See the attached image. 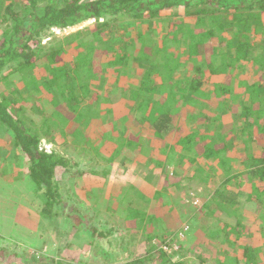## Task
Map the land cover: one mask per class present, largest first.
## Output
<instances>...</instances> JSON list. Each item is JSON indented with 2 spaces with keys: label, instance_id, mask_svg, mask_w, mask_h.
<instances>
[{
  "label": "trees",
  "instance_id": "obj_1",
  "mask_svg": "<svg viewBox=\"0 0 264 264\" xmlns=\"http://www.w3.org/2000/svg\"><path fill=\"white\" fill-rule=\"evenodd\" d=\"M263 17L264 0H0V26L5 25L0 36V81L6 80L7 85L0 86V154H5L0 156V194L4 182L18 175L35 185L47 211L62 208L66 198L59 176L72 167L63 145L77 149L87 129L99 131V143H115L112 129L119 132L123 147H139L138 121L130 113L131 91L136 90L139 98L146 97L142 119L148 120L166 163L188 159V164L221 166L222 180L208 199L207 210L231 209L234 215L231 207L243 202L264 211V82L251 81L242 87L235 84L234 76L223 83L212 79L224 70L247 68L248 61L264 73V48L254 62L248 36H257ZM87 22L91 24L85 33L70 34L64 43L49 49L38 41L45 29L62 31ZM162 45L172 53L171 59ZM180 50H184L181 58ZM134 72L135 87L122 88V78ZM21 83L22 90L18 89ZM117 93L119 105L130 111L123 118L110 117ZM150 95L157 96L154 101L159 103L152 113ZM174 105L180 107L178 114ZM222 116L232 118L234 124H220ZM189 118L196 125L194 130L186 123ZM203 126L208 130L201 134ZM226 128L232 131L225 132ZM209 130L214 133L208 134ZM48 142L52 147L46 146ZM231 150L234 156L226 157ZM246 171L254 177L248 178L252 184L237 180L236 189L230 188L237 175L244 176ZM163 198L161 193L156 195L155 201L162 204L152 206L158 223H146L147 254L128 264L145 258L171 264L163 247L151 243V225L170 228L178 213L176 205L173 209ZM133 207L126 205L121 222L127 229L139 230L148 215ZM242 213L237 211L240 218L233 224L220 218L219 242L227 248L219 243L222 261L217 259L216 264H264L258 262L264 252V217L257 215L246 225ZM70 218L77 225L82 222L81 215ZM107 234L110 230L91 232L98 240L108 241L112 251ZM232 248L236 252L227 251ZM199 261L206 264L200 257Z\"/></svg>",
  "mask_w": 264,
  "mask_h": 264
},
{
  "label": "rangeland",
  "instance_id": "obj_2",
  "mask_svg": "<svg viewBox=\"0 0 264 264\" xmlns=\"http://www.w3.org/2000/svg\"><path fill=\"white\" fill-rule=\"evenodd\" d=\"M90 24L91 22H88L58 33L53 28H48L39 35L38 41L46 50L61 42L64 43V38L70 34L78 31L85 33ZM4 27L5 25L0 26V36ZM244 27L246 26H241L242 29ZM254 29L255 27L251 26V30L254 31ZM248 36L252 44H260L264 47V42H261L263 38L259 39V36L255 37L252 34ZM164 47L166 45H162L161 49L164 50L165 56L171 59L172 53L165 51ZM183 54L184 50H180L179 58ZM187 66L191 69L190 61H187ZM248 67L246 74L241 69H236V72L224 70L212 77L214 79L224 77L227 81V77L234 75L240 86L244 87L247 79L254 78L252 66ZM259 75L261 77L256 81H264V73ZM137 77L134 72L127 79L122 78V88L128 87L127 85L135 87L133 80ZM225 80L220 82H226ZM5 82L6 80L0 81V86L7 87ZM18 86V89L22 90L23 84ZM44 94L49 97V93ZM118 95L119 93L113 96L116 106L110 117L123 118L130 111L119 105ZM150 96L153 99L152 113L159 103L154 101L157 96ZM131 98H133V109L130 113L138 121L136 123L139 130L137 140L139 147H123L119 132L112 129L111 136L117 137L115 143H109V140L99 143L97 141L99 131L87 129L84 131L85 137L82 142L77 143V149L73 145L67 144L65 147L62 144L67 156L71 159L72 166L67 173L59 176L66 198L62 208L47 211L48 209L44 208V197L36 190L35 185L25 178L17 175L4 182V191L7 192L2 191L0 194V264H128L147 254L143 244L147 239L146 223L158 219V216L153 214L152 206L162 204L155 201V196L160 193L164 197V203H171L173 209L176 205L178 213L170 222L173 225L170 228H160L155 223L151 225L154 230L151 234V243L171 250L169 253L166 252L170 255L168 259L171 264L176 261L202 264L199 257L206 264H216L217 259L222 261V247L227 248V245L219 242L221 239L219 234L223 230L220 218H224L228 224H233L236 218H240L238 217L240 214L237 215L239 209L243 210L244 217L241 220L246 225H250L257 215L264 217V211L261 212L259 207L243 202L231 207L235 212L234 215H231V209L229 211L207 210L205 205L222 180L221 166L215 163L203 165V162L197 165H189L183 161L166 163L164 157L159 154L160 145H157L155 137L149 131V125L146 124L148 120L142 119V99L146 97L142 95L139 98L137 91L132 90ZM168 102L170 104L169 99ZM172 109L178 114L180 107L174 105ZM231 121L228 116H222L219 123L224 125ZM186 123L194 130L196 125L191 118L187 119ZM80 128L84 130L83 127ZM210 132L212 133L209 130L208 134ZM46 146L52 147V144L48 142ZM56 148L64 151L59 146ZM233 150L225 156H232L235 153ZM3 155L5 156L0 154V156ZM157 160L160 161L159 165ZM232 167L237 173L238 169H235L237 167L235 165ZM243 174L246 175H237L239 177L232 181L230 188L236 189L237 180H245L247 185L252 184L248 178L254 177L248 173ZM244 199L245 196H242L240 201ZM126 205L139 208L148 215V218L145 216L142 229L137 230L134 227L127 229L124 222H121L123 219L121 212ZM71 215L74 217L81 215L82 222L77 225L71 220ZM245 217L249 220L245 221ZM177 224L179 225L176 226ZM174 227H176L175 230ZM94 229L102 232L110 230L111 234L107 235L112 242L110 247L112 251L108 250V241L98 240L96 235H91ZM186 229H189L188 233L181 240L180 237ZM172 237L178 240L167 241ZM252 243L254 244V241ZM173 245L176 249H173ZM227 251L236 252L233 248ZM195 257L198 259L195 260ZM258 258V262H264V252L259 254ZM150 260L152 259L145 258L138 264H155Z\"/></svg>",
  "mask_w": 264,
  "mask_h": 264
},
{
  "label": "crops",
  "instance_id": "obj_3",
  "mask_svg": "<svg viewBox=\"0 0 264 264\" xmlns=\"http://www.w3.org/2000/svg\"><path fill=\"white\" fill-rule=\"evenodd\" d=\"M255 27V26H254ZM257 29H258V33H257V36H259V39H262L261 40V42L263 43L264 42V35H263V33H264V22H263V24L261 25V26H259V27H256ZM261 35V36H260ZM251 41V40H250ZM251 43V42H250ZM251 46H252V50H253V53L255 54L254 55V62H255V59H257L258 58V54L261 52V50H262V48H264V47H261V45L260 44H252L251 43ZM259 51V52H258ZM257 57V58H256ZM253 59V58H252ZM251 63V64H250ZM234 64V66L235 65H239V64H237L236 62H234L233 63ZM247 64H249V65H253L254 66V63L253 62H250V61H248V63ZM253 66L251 67V71L253 72V75H254V78H251V79H247L248 81H245L246 82V84L245 85H247L249 82H251V81H256V80H259L258 78H260L261 76L259 75V73H261L260 72V70H259V72L256 70V69H253ZM247 68H249V67H247ZM239 69H241L244 73L246 72V67H240ZM246 74V73H245ZM214 75H216V74H213L212 76H214ZM234 76V75H233ZM224 80H225V78L224 77H222ZM212 79L214 80V81H222L223 79H220V78H217V79H219V80H217L216 78L214 79V77H212ZM238 79H236V81H237ZM256 82H258V81H256ZM261 82H264V81H261ZM235 84H237V85H240V83L237 81V82H235ZM220 111V110H219ZM229 119H231L232 120V118H229ZM234 122V120H232L230 123H233ZM234 124V123H233ZM191 126V125H190ZM205 126V125H204ZM203 126V128H202V131L200 132L201 134H203L205 131H207L206 130V128ZM232 126V125H231ZM203 130H204V132H203ZM229 130V128L227 129L226 128V131L225 132H227ZM232 130H229V132H231ZM209 132V131H208ZM213 132V131H212ZM235 132V131H234ZM214 133V132H213ZM216 133H219V132H216ZM222 142V145H224V143H223V140L221 141ZM216 144H220L221 145V143L220 142H217ZM217 147H219V145H217ZM234 156V154L231 156V157H233ZM185 162H187L188 163V159H185ZM231 164H232V166H236V164H235V162L234 161H231ZM189 165H194V164H189ZM219 166V165H218ZM237 167V166H236ZM176 172H178V171H176ZM246 173H247V171H246ZM176 174V173H175ZM193 174V173H192ZM249 175V174H248ZM176 229V227L174 228V230Z\"/></svg>",
  "mask_w": 264,
  "mask_h": 264
},
{
  "label": "clouds",
  "instance_id": "obj_4",
  "mask_svg": "<svg viewBox=\"0 0 264 264\" xmlns=\"http://www.w3.org/2000/svg\"><path fill=\"white\" fill-rule=\"evenodd\" d=\"M188 230H189V229H186V230L184 231V233L181 235V237H180L181 240H182L183 237L188 233ZM173 239H174V240H178V239L172 237V238L168 239L167 241H172ZM180 239H179V240H180ZM162 247H163V246H162ZM174 247L176 248L175 245H173V249H174Z\"/></svg>",
  "mask_w": 264,
  "mask_h": 264
},
{
  "label": "built area",
  "instance_id": "obj_5",
  "mask_svg": "<svg viewBox=\"0 0 264 264\" xmlns=\"http://www.w3.org/2000/svg\"><path fill=\"white\" fill-rule=\"evenodd\" d=\"M87 23H88V22H87ZM53 30H54L55 32H57V33L61 31V30L54 29V28H53ZM62 31H65V30H62ZM163 249H164L166 252H168V253L171 252V250H170V249L167 250V248H166L165 246H163ZM174 249H176V248L174 247Z\"/></svg>",
  "mask_w": 264,
  "mask_h": 264
}]
</instances>
